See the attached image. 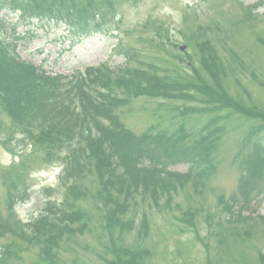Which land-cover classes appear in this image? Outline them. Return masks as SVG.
I'll return each mask as SVG.
<instances>
[{"label":"rangeland","instance_id":"rangeland-1","mask_svg":"<svg viewBox=\"0 0 264 264\" xmlns=\"http://www.w3.org/2000/svg\"><path fill=\"white\" fill-rule=\"evenodd\" d=\"M260 1L110 0L105 3L109 16L103 31L75 45L67 25L23 21L14 10L0 12L1 46L49 75L68 79L89 67L105 65L119 71L130 65L154 67L169 81L186 84L185 73L192 77L198 70L218 91L205 79L208 74L197 50L208 41L220 58L217 67L222 69H213L221 75L226 100L242 111L261 112L255 118L223 107L204 89L194 98H130L116 113L136 137H184V144L191 147L217 131L212 138L219 140L210 152L217 171L202 183L188 181L170 204L167 198L157 205L150 195L133 197L123 217L127 227L133 225L129 231L121 226L108 229L109 194L95 167L76 173L79 194L73 204L69 200L88 222L82 234L62 238L53 256L44 242L28 235L26 226L41 218L49 202L65 201L69 189L61 180L64 164L42 151L40 144L34 146L0 108V226H5L0 228V254L3 246H12L7 247L6 264H57L55 256L60 258L58 264H108L114 258L112 242L117 248L147 249L151 255L144 264H264V198H257L264 191V149L253 152L251 145L257 136H264V5ZM183 46L186 49L180 52ZM124 51L134 54L130 61ZM206 52L213 54L210 49ZM117 93L124 97L125 93ZM252 157L260 171L255 189L247 191L241 187L242 165ZM189 168L179 163L167 170L185 174ZM110 194L116 201L123 199L117 186ZM193 209L199 213L195 222L188 223ZM143 220L150 226L146 236L140 231Z\"/></svg>","mask_w":264,"mask_h":264},{"label":"trees","instance_id":"trees-1","mask_svg":"<svg viewBox=\"0 0 264 264\" xmlns=\"http://www.w3.org/2000/svg\"><path fill=\"white\" fill-rule=\"evenodd\" d=\"M109 2L110 0H0V12L14 10L24 21L37 19L67 25L68 31L72 33L71 44L75 45L81 39L103 31L109 16L105 12L109 10L105 3L108 5ZM263 2L264 0L261 4ZM206 44V50L213 51V54L209 52L210 56L205 50ZM197 50L202 53V69L208 74L205 79L213 82L218 91L206 83L198 70L192 77L185 73V79L188 78L186 84L180 83L183 81H169V77L161 76L154 67L130 65L119 71L105 65L89 68L71 79L58 75L51 77L33 64L23 61L0 43V108L10 115L14 124L18 125L27 139L30 138L34 146L40 144L42 151L56 156L64 164L62 178L67 182L62 178L61 180L69 189L65 201L60 204L49 202L41 218L26 226L28 235L44 242L53 256L54 248L59 247L62 238L66 236L71 239L82 234L88 222L71 205L79 194L76 173L82 174L94 167L100 173V182L106 186L109 194L105 221L111 231L118 226L127 227L123 223V217L131 207L130 200L138 194L150 195L157 205L162 198H167L170 204L171 198L178 194V189L183 188L188 181L193 179L196 184L202 183L217 171L216 166L211 163L210 154L211 148L219 140L212 138L217 131L208 132L199 144L191 147L184 144V137H136L128 133L116 111L130 103L133 96H166L176 100L179 97L194 98V94H202L200 91L204 89L223 107H232L249 117L260 118V114L254 110L242 111L238 105L226 100L221 75H217L213 69H222L217 67L220 58L211 43H200ZM122 54H125L126 61L134 56L127 51ZM118 91L125 93L123 98L118 96ZM251 145L253 152L264 149V136H257ZM253 160L252 157L242 165L241 187L247 191L255 189L253 184L260 171ZM179 163L190 165L189 172L184 174L167 170L170 165ZM116 186L123 198H118L117 201L110 194ZM259 195L257 198H264V191ZM246 203L248 205L250 200L247 199ZM102 210L104 212L105 208L102 207ZM192 211V214H188L192 221L188 223L195 222V215L199 213L194 209ZM141 225V234L146 236L150 226L146 220ZM0 228L5 226L1 225ZM126 229L132 230L133 225ZM110 237L113 240L112 233ZM112 246L114 258L108 264H144L143 260L151 255L147 249L136 251V248L125 246L117 248L113 242ZM7 247L12 249V246ZM7 247H2L0 264H6ZM52 259L58 264L60 258L55 256Z\"/></svg>","mask_w":264,"mask_h":264}]
</instances>
